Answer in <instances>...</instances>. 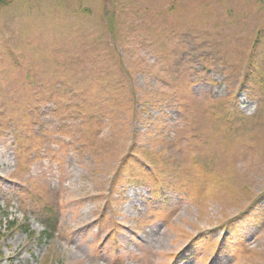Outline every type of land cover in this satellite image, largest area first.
I'll return each mask as SVG.
<instances>
[{"label": "rangeland", "instance_id": "obj_1", "mask_svg": "<svg viewBox=\"0 0 264 264\" xmlns=\"http://www.w3.org/2000/svg\"><path fill=\"white\" fill-rule=\"evenodd\" d=\"M0 264H264V0H0Z\"/></svg>", "mask_w": 264, "mask_h": 264}, {"label": "trees", "instance_id": "obj_2", "mask_svg": "<svg viewBox=\"0 0 264 264\" xmlns=\"http://www.w3.org/2000/svg\"><path fill=\"white\" fill-rule=\"evenodd\" d=\"M128 161H130V155L124 159L123 164H126ZM51 221H52V223L51 224L48 223V226L45 227V230L42 233V237H51L56 232V228L54 227V224H53V223H55L56 219L53 218V219H51ZM26 226H27L26 232H28V234L30 235L31 234V231H30L31 225L28 224Z\"/></svg>", "mask_w": 264, "mask_h": 264}]
</instances>
